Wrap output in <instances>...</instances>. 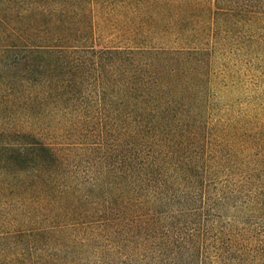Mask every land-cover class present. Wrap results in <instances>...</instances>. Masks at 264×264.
<instances>
[{"label":"trees","instance_id":"obj_1","mask_svg":"<svg viewBox=\"0 0 264 264\" xmlns=\"http://www.w3.org/2000/svg\"><path fill=\"white\" fill-rule=\"evenodd\" d=\"M0 264H264V0H0Z\"/></svg>","mask_w":264,"mask_h":264},{"label":"rangeland","instance_id":"obj_2","mask_svg":"<svg viewBox=\"0 0 264 264\" xmlns=\"http://www.w3.org/2000/svg\"><path fill=\"white\" fill-rule=\"evenodd\" d=\"M101 43H103L104 45H111V44H117L119 43V40H114L112 37H105L101 40Z\"/></svg>","mask_w":264,"mask_h":264}]
</instances>
